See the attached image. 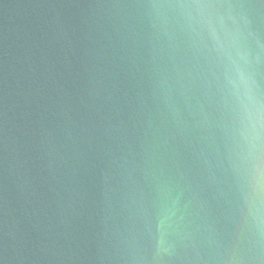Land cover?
Masks as SVG:
<instances>
[{"label":"water","instance_id":"95a60500","mask_svg":"<svg viewBox=\"0 0 264 264\" xmlns=\"http://www.w3.org/2000/svg\"><path fill=\"white\" fill-rule=\"evenodd\" d=\"M0 264H264V0H0Z\"/></svg>","mask_w":264,"mask_h":264}]
</instances>
